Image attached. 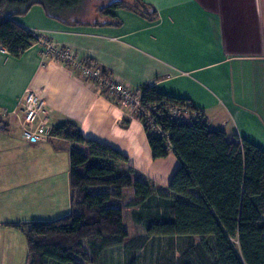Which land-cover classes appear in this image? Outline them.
Returning <instances> with one entry per match:
<instances>
[{
	"label": "crops",
	"instance_id": "obj_1",
	"mask_svg": "<svg viewBox=\"0 0 264 264\" xmlns=\"http://www.w3.org/2000/svg\"><path fill=\"white\" fill-rule=\"evenodd\" d=\"M108 1L85 19L49 14L36 4L14 20L69 50L78 61L93 60L135 95L148 84L187 99L205 114L210 128L224 130L230 141L239 137L264 150V0H139L147 13L131 0ZM114 1L126 6L114 10L113 18L101 16L99 10ZM43 51L42 41L19 57L0 48V108L13 113L31 88L46 99L52 127L75 122L85 137L127 155L142 179L167 187L180 166L175 154L153 159L139 115L119 97L94 89L78 69L45 57ZM57 142L67 143L69 152L73 147L87 151L55 136L28 142L15 115L0 121V161L7 152L16 157L18 149L30 155L31 168L21 176L29 179L27 193L36 205L50 204L56 196L54 171L47 167L61 159L56 151L65 146ZM38 156H48L51 164L34 166ZM69 171L70 161L65 182L66 202L72 205ZM23 199L21 204L0 202V226L36 219L28 216L31 207Z\"/></svg>",
	"mask_w": 264,
	"mask_h": 264
},
{
	"label": "trees",
	"instance_id": "obj_2",
	"mask_svg": "<svg viewBox=\"0 0 264 264\" xmlns=\"http://www.w3.org/2000/svg\"><path fill=\"white\" fill-rule=\"evenodd\" d=\"M82 2L0 0V48L19 57L40 40L14 20L33 5L40 4L55 15ZM134 5L148 12L141 1L135 0ZM125 6L114 1L99 12L113 18V11ZM103 74L109 75L104 70ZM140 95L143 107L155 108L152 125L164 132L153 134L148 117L139 115L153 159L173 152L180 161L168 186L135 177L137 170L129 165L127 155L85 137L75 122L54 126L53 136L81 144L87 151L70 150L71 213L15 225L27 235V264H104L117 248L128 256L125 264H140L135 254L158 237L188 241L178 259H161L159 264H264V150L239 137L230 141L224 130L210 128L205 114L187 99L148 84L141 87ZM172 108H184L187 115L197 111L199 116L173 120ZM131 188L134 194L126 205L132 208V220L144 226L145 235L130 234L124 204L115 203L124 200V191Z\"/></svg>",
	"mask_w": 264,
	"mask_h": 264
},
{
	"label": "rangeland",
	"instance_id": "obj_3",
	"mask_svg": "<svg viewBox=\"0 0 264 264\" xmlns=\"http://www.w3.org/2000/svg\"><path fill=\"white\" fill-rule=\"evenodd\" d=\"M108 2V0H84L79 8L59 13V15L71 20L85 19L89 17V13L92 9L94 10L99 6H104L108 4ZM131 3L135 4V1L131 0ZM16 16H14V18H16ZM56 145L61 147L65 146L64 150L59 151V153L56 151V155H61L59 161L55 162L53 159V164L50 165L51 161L48 156H38L40 160H34L33 163L35 166L38 162H44L45 164L50 165L47 167V172L54 171L53 180L58 186L56 188V196L50 204L36 205L37 203L34 204L32 198L30 199V195L27 193L29 179L21 176V173L28 172L31 168L33 160L30 158L29 154H25V152L21 153L20 149H18L19 152L16 153L18 155L14 158L13 152H7L1 157L0 202L2 204L5 202L21 204L24 200L23 198H26L27 200L25 201V204L31 207L30 210H28V216H30V218H36L30 221L54 220L67 216L72 211V205H67L66 202L68 199V191L66 187L68 183L65 182V177L69 169L70 148L67 143L63 144L62 142H57ZM122 171L127 172V166L122 165ZM134 176L141 178L137 172ZM39 186L43 185L39 184ZM31 187H33V183ZM101 189L102 188H92L91 190L98 191ZM24 191H26V194L28 195L24 194ZM124 192V200L116 201L115 203L124 204L126 228L133 236L145 235L146 230L144 226L138 225L132 220V208L127 207L126 205L127 200L133 197L134 190L131 188L126 189ZM52 197L53 195L51 194L46 195V198L48 199H51ZM0 239L4 242L0 243V264H26V261L23 262V259L27 258L28 254L27 235L22 229L17 227L7 228L6 226H0ZM187 242L188 241L184 239H176L175 241L170 242L165 237H158L152 239L145 249L138 251L135 255L139 259L140 264H159L161 259L173 261L181 256L180 251L183 252L187 248ZM127 257L128 256L125 255L121 249L117 248L109 252L104 260V264H125ZM81 262L84 263L83 261Z\"/></svg>",
	"mask_w": 264,
	"mask_h": 264
},
{
	"label": "built area",
	"instance_id": "obj_4",
	"mask_svg": "<svg viewBox=\"0 0 264 264\" xmlns=\"http://www.w3.org/2000/svg\"><path fill=\"white\" fill-rule=\"evenodd\" d=\"M44 44L43 54L45 57H52L64 65L76 68L80 75L85 78L87 83L93 86L97 91L107 90L111 95L119 97L126 106H128L137 115L145 114L150 124L154 123L151 111L152 106L143 107L141 105V95L129 91L120 81L114 79L111 75H104L103 71L94 63L89 61H78L73 53L62 47L55 46L43 35L36 34ZM184 108H172L169 112L171 118L177 120L190 121L196 119L199 114L193 112L187 115ZM15 115L21 130L22 137L28 142H37L43 138L52 137L53 127L51 125V114L47 108L46 99L36 93L33 89H26L24 96L20 99L18 108L10 113L6 109L0 108V121ZM152 133L163 135L164 132L158 125H152ZM167 136V134H165Z\"/></svg>",
	"mask_w": 264,
	"mask_h": 264
}]
</instances>
